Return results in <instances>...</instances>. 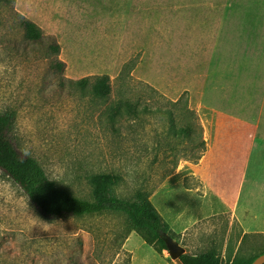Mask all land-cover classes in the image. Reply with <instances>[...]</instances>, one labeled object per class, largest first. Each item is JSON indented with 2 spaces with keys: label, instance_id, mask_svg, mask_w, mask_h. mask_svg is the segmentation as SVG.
<instances>
[{
  "label": "rangeland",
  "instance_id": "rangeland-1",
  "mask_svg": "<svg viewBox=\"0 0 264 264\" xmlns=\"http://www.w3.org/2000/svg\"><path fill=\"white\" fill-rule=\"evenodd\" d=\"M17 12L57 38L64 68L25 39ZM125 65L130 71L121 79ZM99 74L111 77L106 104L66 79ZM120 97L141 112L114 124L107 105ZM181 97L198 117L174 103ZM8 110L16 112V146L73 194L93 199L92 174L121 173L117 196L133 199L145 190L168 230L185 218L186 227L174 232L188 253L217 249L229 264L236 254L264 250V235L244 234L229 213L194 216L207 201L192 173L200 161L193 154L202 148L198 124L206 140L244 123L239 147L233 136L226 139L236 141L230 149L216 135L209 157L229 195L241 186L240 148L250 140L253 117L264 112V0L0 2V112ZM142 234L152 238L116 210L45 220L0 169V264H133V254L134 264H178L160 241L151 245Z\"/></svg>",
  "mask_w": 264,
  "mask_h": 264
},
{
  "label": "trees",
  "instance_id": "trees-1",
  "mask_svg": "<svg viewBox=\"0 0 264 264\" xmlns=\"http://www.w3.org/2000/svg\"><path fill=\"white\" fill-rule=\"evenodd\" d=\"M0 2L12 4L14 0H0ZM17 16L20 19L25 39L29 42L43 45L48 49L49 54L54 56L56 64L64 68L66 64L59 58L61 44L57 38L53 35H47L36 21L24 14L17 12ZM127 65L120 72L121 79H125L124 77L130 71V67ZM66 79L71 84H76L92 92L104 104L111 99L113 88L109 74ZM174 103L176 105L182 104L187 108V111L198 117L196 111L190 108L188 97H181ZM107 106L110 111V118L114 124L125 117L137 116L141 112L138 105L133 103L132 100L123 97L111 101ZM148 109V106H143L142 111H147ZM16 123V112L11 110L0 112V169L23 190L29 197L33 207L45 220L55 221L61 218L76 217L108 209L116 210L125 212L131 218L135 229L140 231L142 229L149 230L152 238L145 234L142 235L145 241L151 245H156L160 241L163 244L162 248L167 249L165 236L169 235L175 239L174 230L167 229L165 219L150 199L148 192L138 189L133 199L121 198L115 194L113 188L114 185L123 179L121 173L106 171L92 174L90 181L93 185V199L77 196L66 188L59 186L56 180L48 175L46 169L37 158L25 154L16 146L14 141ZM198 128L202 136V148L193 154V159L195 160H199L206 151L203 127L198 124ZM263 252L264 250L251 258L236 254L233 259H229L228 263L251 264ZM181 259L183 264H222V259L217 249L201 253L183 254Z\"/></svg>",
  "mask_w": 264,
  "mask_h": 264
},
{
  "label": "crops",
  "instance_id": "crops-1",
  "mask_svg": "<svg viewBox=\"0 0 264 264\" xmlns=\"http://www.w3.org/2000/svg\"><path fill=\"white\" fill-rule=\"evenodd\" d=\"M263 114L264 112L259 114L257 118L253 117L254 123L252 125L253 129L251 131L250 140L246 148H240L243 150L242 155H244L241 167V186L233 196L228 194L229 190L225 184L224 187H222L215 181L212 175V165H210L209 157L215 147L214 138L216 135L220 137L218 138L219 141L221 139L223 140L225 147L230 149L235 147L233 142L236 141L239 147L242 136H244L246 132L244 129H240L242 128L241 124L244 123L238 124V129L235 130V132L227 131L225 128L224 131L216 129L214 133H208L206 137V151L200 158V161L193 164L192 169V173L200 177L204 183L207 201L205 207L195 212V217L199 215L229 213L234 219L241 223L244 234L257 233L264 235V128H261ZM232 136L236 141L226 140ZM255 149L259 151L258 160L254 164L252 184L249 189L245 191L251 158ZM184 219L185 218L180 216L176 226H172L175 231H181L186 227L185 224H183L185 223ZM134 261L135 257L133 254V264Z\"/></svg>",
  "mask_w": 264,
  "mask_h": 264
},
{
  "label": "water",
  "instance_id": "water-1",
  "mask_svg": "<svg viewBox=\"0 0 264 264\" xmlns=\"http://www.w3.org/2000/svg\"><path fill=\"white\" fill-rule=\"evenodd\" d=\"M167 243V249L171 253V256L176 260L178 264H183L181 256L187 254L186 246L178 243L174 238L169 235L165 236ZM251 264H264V252L259 254Z\"/></svg>",
  "mask_w": 264,
  "mask_h": 264
}]
</instances>
